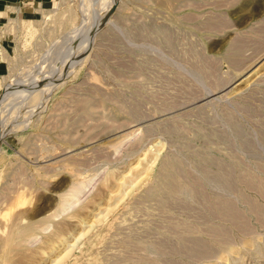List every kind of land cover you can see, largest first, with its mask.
Instances as JSON below:
<instances>
[{
	"label": "rangeland",
	"instance_id": "374dc122",
	"mask_svg": "<svg viewBox=\"0 0 264 264\" xmlns=\"http://www.w3.org/2000/svg\"><path fill=\"white\" fill-rule=\"evenodd\" d=\"M2 16L0 264H264V0Z\"/></svg>",
	"mask_w": 264,
	"mask_h": 264
},
{
	"label": "crops",
	"instance_id": "0c3cea01",
	"mask_svg": "<svg viewBox=\"0 0 264 264\" xmlns=\"http://www.w3.org/2000/svg\"><path fill=\"white\" fill-rule=\"evenodd\" d=\"M19 0H0V20L3 17V13H4V7L8 6V4H13V3H17ZM2 59L0 58V77L2 74V67H3V63L1 62Z\"/></svg>",
	"mask_w": 264,
	"mask_h": 264
},
{
	"label": "bare ground",
	"instance_id": "6f19581e",
	"mask_svg": "<svg viewBox=\"0 0 264 264\" xmlns=\"http://www.w3.org/2000/svg\"><path fill=\"white\" fill-rule=\"evenodd\" d=\"M75 186V185H74ZM77 187V186H76ZM77 188H80V187H77ZM76 191V190H75ZM79 192V191H78ZM87 231V230H86Z\"/></svg>",
	"mask_w": 264,
	"mask_h": 264
}]
</instances>
